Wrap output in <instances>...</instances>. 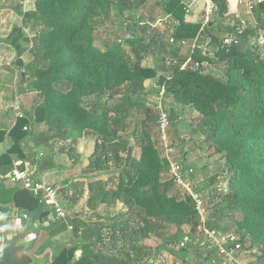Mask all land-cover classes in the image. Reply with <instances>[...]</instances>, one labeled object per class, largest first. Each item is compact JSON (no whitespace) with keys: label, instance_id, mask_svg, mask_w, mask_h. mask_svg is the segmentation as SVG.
I'll use <instances>...</instances> for the list:
<instances>
[{"label":"trees","instance_id":"obj_1","mask_svg":"<svg viewBox=\"0 0 264 264\" xmlns=\"http://www.w3.org/2000/svg\"><path fill=\"white\" fill-rule=\"evenodd\" d=\"M145 1L33 0V8L25 10L19 0L22 27L14 29L7 42L19 53L20 42L31 45L30 64L17 62L23 68L21 76L36 92V100L32 118H17L8 134L12 147L0 155V203H15L32 221L47 219L49 208L43 201L19 182L8 186L2 178L12 172L17 161L26 159L22 143L30 135L35 146L47 147V162L51 164L58 151L72 161L73 169L81 166L78 142L90 137L94 149L82 173L108 172V177L91 176L72 183L70 178L66 180L70 186L64 190L66 195L63 193L65 216L45 228L47 239L37 249L38 255L52 245L51 239L68 231L73 243L53 255L51 264H167L164 252L171 255L170 264H189L193 252L199 250L205 252V261L213 264L212 260H218L207 231L216 230L236 236L244 250L258 253L249 264H264V54L245 46L247 37L256 33L239 32V27H234L228 35L214 21L211 26L188 23L183 1L167 0L162 10L175 22L171 42L194 40L205 33L209 47H204L205 41L193 47L189 56L172 59L166 53L168 44L143 17L133 23V31L141 33V38L132 33V37L115 40L111 35L107 40H98L103 49L97 47L96 33L111 22L114 8L120 13L134 12ZM210 1L214 15L224 18L227 1ZM253 14L264 28V0L255 3ZM231 35L238 37L239 43L227 47L223 40ZM211 47L216 48L215 57L225 67L223 78L204 67ZM148 54L154 58V68L142 66ZM148 79H156L165 110L166 105H177L197 112L199 119L193 133L203 136L214 154L224 156L230 177L228 190L219 194L220 207L211 208L204 201L207 187H194L203 200L204 212L200 214L192 197L177 190L174 180L165 176L170 162L163 155L164 147L158 135L146 127V121L134 143L122 135L137 106L135 97L144 92ZM145 112L152 115L149 109ZM166 112L170 122L173 111L171 115ZM35 124L45 126V130L33 135L29 126ZM5 136L0 132V142ZM135 148L139 150L137 157ZM17 168L22 170L23 166ZM182 168V176L190 179L191 169ZM86 192L91 215L70 212ZM118 204L120 212L101 213ZM224 216L231 219V225L221 230L219 222ZM165 225L174 229L173 235H164ZM185 226H189L186 234ZM152 238L160 241L154 248L155 258L145 242Z\"/></svg>","mask_w":264,"mask_h":264},{"label":"rangeland","instance_id":"obj_2","mask_svg":"<svg viewBox=\"0 0 264 264\" xmlns=\"http://www.w3.org/2000/svg\"><path fill=\"white\" fill-rule=\"evenodd\" d=\"M236 1V0H235ZM254 5L258 0H252ZM5 4L7 5H15L19 3V0H5ZM3 5L6 7V5ZM0 5V8H1ZM25 10H29L33 8V3L32 0H27L26 5L24 6ZM2 10V9H1ZM3 11V10H2ZM0 12L1 15L5 14V12L2 13ZM232 15L234 16V19H232L233 22L229 21H224V23L219 25L220 30L223 33H228L231 31L232 28L234 27H239V32L244 31V30H253L255 31L256 35L253 37H247V42L245 43V46L247 47H252L253 49L258 50V52L263 55L264 54V28H261V23L256 20L253 10L251 12H248L247 8L244 6L243 3L238 4L237 1V6H234V10L232 12ZM237 16V17H236ZM139 17H142L140 14L135 15L134 13L129 14L127 23L128 24H123L120 20L113 22V23H107L103 27H101L100 30L97 31L96 37H97V42L96 45L100 49H103V43L101 40H107L108 37L111 35L115 37L116 39H123L124 35L128 34H134L137 38H141V33H138L133 31V23H137V19ZM229 17V16H227ZM224 17L223 19L227 18ZM17 21H19V17H15ZM131 19V20H130ZM9 20H14L13 16L9 17ZM8 20V21H9ZM12 21H9L11 23ZM19 24V23H18ZM12 27V25H11ZM154 28V27H153ZM12 28L10 29V31ZM155 30V29H154ZM8 30H0V34H8ZM28 33L31 34L32 31L28 30ZM225 35V36H228ZM111 44L112 41H109ZM123 47H126L127 50H129L128 45L125 42H122ZM29 49L31 45L25 44ZM204 47L206 45L204 44ZM215 52L216 48L211 47L210 51L207 52V61L204 64V67L207 71L212 72L216 76L223 78V74L225 71V67L220 64L216 57H215ZM21 74V73H20ZM17 79L16 75H8V79L6 81H9L10 83L13 82L14 79ZM18 78H21L18 76ZM7 94L6 96L8 98L10 97H15L16 94V89L14 87H9L6 89ZM28 96L31 98L34 96L33 90L29 88L26 93ZM137 106L133 110L132 116L129 118V126L126 134L124 137L126 139H129L132 141L131 143H134L137 138H139L142 135L143 131V122L146 121L150 130L154 132L155 134L158 135L157 140L161 147H172V151L170 154V158L172 160L176 161L180 166L183 167H189L192 171V176L188 180L190 182V185L192 184L193 187L201 189L202 187H207L205 190V194L202 195L204 198V201L209 202V207L213 208V205L218 206V203L221 199V196H219L220 192H224L225 190H228V182H229V174L227 173V168H226V163H225V158L221 154H214V148H211L209 146L208 142L204 141V137L199 135V134H194L193 132L195 131V128L198 124V119L199 116H197V112L191 108V107H184V109L175 108L174 106H169L166 105L164 106L166 110H168L169 114L171 111H173V114L170 116V134L166 133L165 135V141L162 143L161 138L159 136V126H158V113H159V107L162 104V100H160V96L158 95L157 98L155 97H148L147 94H139L137 97H135ZM165 102V100H164ZM163 106V105H162ZM181 107V106H178ZM145 109H149V111L152 113V115H149L148 112H145ZM196 112V113H195ZM87 139V138H86ZM91 139V138H89ZM93 140H86L84 144L81 146V154H82V159L84 157H89L91 155V151L93 150ZM174 145V147H173ZM36 147H40V145H37ZM47 147H42L41 149L44 152V157L45 159H48V151L46 150ZM57 154H60L58 151H55ZM91 153V154H90ZM55 155V154H54ZM80 155V154H79ZM134 155L137 157L139 155V150L138 148H135L134 150ZM163 155L166 156L165 150L163 151ZM81 158V157H80ZM69 159V158H68ZM70 160V159H69ZM71 161V160H70ZM49 163V162H47ZM52 163H53V158H52ZM65 166L69 165L66 160H64ZM72 161L70 162L71 165ZM63 164V163H62ZM82 165L83 161H81V166L77 168H72V171L70 172H60L56 171L54 174H58L59 177H57V180L52 183L53 187L56 189L58 193V202L59 205L66 211V192L64 191L65 188H62L60 185V181L62 180H67L71 177H73L75 180H88L89 177L95 176V178H102L106 179L108 176V172L97 174V175H84L82 173ZM166 177L170 178V169L168 172L165 174ZM164 176V177H165ZM57 183V184H56ZM176 188L180 192H186L184 190V186L181 185V188L175 184ZM184 187V188H183ZM186 189V188H185ZM191 190V188L189 187ZM192 191V190H191ZM65 193V195H63ZM187 193V192H186ZM78 203L69 211L73 213H79V214H84L86 216L91 215V211L86 207V200H87V193L84 194ZM121 204H118L116 207L110 208L109 210L105 211L102 210V214H116L121 211L120 209ZM9 218V211H8V217L5 219V221ZM3 219H0V222ZM25 221V220H24ZM231 225V219L224 216L221 218L219 222V226L221 230H224V228H227ZM164 235L165 236H170L174 234V229L171 226H164ZM184 233L189 232V226H185L184 228ZM216 232V231H215ZM47 233L48 231L45 230V227L43 228L39 238L37 239L35 245L33 248L30 250V253L34 256H36L38 259H46L48 260L49 263H51L52 256L57 254L61 249L64 247H69L73 243V238L71 234L67 231L64 233H61L60 235L56 236L55 238L51 239L52 240V245L46 246V250L41 254H37V249L40 247L44 246V242L47 239ZM195 236V235H194ZM197 236V235H196ZM195 236V237H196ZM203 238V237H202ZM195 242L198 240L195 238ZM146 245L152 250L151 251V256L152 258H155L153 255L154 253V248L159 244V239H148L145 241ZM79 251L77 252V254ZM193 256L190 257L191 262L189 264H208L205 261L204 255L205 252L199 250L198 252H193ZM163 261L167 262V264H170L172 262V257L169 255V253H163ZM166 255V256H165ZM258 253L255 252V250L247 253L245 262L247 264L254 262L255 259L257 258ZM78 256V255H77ZM146 257V256H145ZM144 257V258H145ZM159 259L156 257L155 262H158ZM147 260V257L146 259ZM154 261H151L150 264H153Z\"/></svg>","mask_w":264,"mask_h":264},{"label":"crops","instance_id":"obj_3","mask_svg":"<svg viewBox=\"0 0 264 264\" xmlns=\"http://www.w3.org/2000/svg\"><path fill=\"white\" fill-rule=\"evenodd\" d=\"M5 0H0V5ZM167 0H146L138 10L134 12L130 11H124L123 13H120L117 8H114L112 11V17L111 22H116L120 20L123 22V24H128L127 19L129 14L134 13L135 15L140 14L144 18V22L151 27V29H155L157 31L158 37L161 39V41L165 42L167 45V55H169L172 59L175 58V56H189L191 50L193 47H195L197 44L205 42V45L207 46V38L206 34H200L196 39L194 40H185L183 42H171V34L173 31V25L175 22L170 19V17L162 10V7ZM183 3L186 6V15L185 20L188 23L192 24H200L202 26L209 24V26L212 25V22H216L219 26L222 25L224 21L233 22L232 19H234V16L232 15V12L234 10V6H237L241 3L242 0H226L228 4V13L226 14L225 19L216 17L214 15V12L211 14H208L205 12V7L207 4L211 3L210 0H182ZM33 2V0H32ZM212 4V3H211ZM1 5L0 12H5V14L0 13V30H8L9 33L4 35L0 34V132H4L6 134L5 139L0 142V155L6 153L11 147H12V140L8 136L9 131L13 128L15 123L17 122V118L20 116H27L32 118V107L34 105V101L36 100V92L33 91L34 96L31 98L28 96L26 91L30 88V81L26 79V77L21 76V72H23V68H20L18 66V60L21 61L24 65H29L32 61V56L30 54L29 48L25 45L26 42H20L22 53H19L18 50L12 45L8 44L7 40L10 39V35L12 32H14V29L22 27V16L19 13L21 10V7L19 3L15 5H6L4 7ZM2 9V10H1ZM13 16L14 20H9V17ZM19 17V21L15 17ZM237 17V16H236ZM12 21L9 23V21ZM131 20V19H130ZM19 23V24H18ZM12 25V27H11ZM154 27V28H153ZM12 30L10 31V29ZM136 33V32H135ZM139 33V32H138ZM131 34V33H130ZM124 35L125 38L132 37V34L130 35ZM209 47V45H208ZM210 50V48H209ZM208 50V51H209ZM207 51V49H206ZM143 67H150L154 68L156 66V63L154 61V58L151 54H148L146 58L142 61ZM16 75L17 79L15 78L13 82L6 81L8 79V75ZM20 76L21 78H18ZM9 87H14L16 89L15 97L8 98L6 96L7 91L6 89ZM31 89V88H30ZM144 94H147L148 97H158V92H160L159 86L157 85L156 79H148L144 82ZM174 106V105H173ZM175 108L184 109V107H178L177 105L174 106ZM194 111V110H193ZM196 113V112H195ZM197 114V113H196ZM197 116H199L197 114ZM31 133L33 135H38L39 133L43 132L45 130V126L41 124H35L33 126H29ZM90 138V137H89ZM87 138L88 140H91ZM31 135L28 139L24 140L22 143L24 154L26 155V159L24 162L17 161L18 165L23 166V169H27L35 179L43 181L45 183H48L52 185L55 180H57V177H59L56 171L60 172H70L72 163L70 165V160L68 157L64 154H57L53 156V163H47L46 159L44 157V152L41 149L42 146L36 147L34 142H31ZM87 139L80 140L76 146L78 154L81 156V161H83L82 168H85L88 164V158L84 157L85 160L82 158L81 154V146L84 144V142ZM94 142V139H92ZM94 149V144H93ZM93 153V150L91 151ZM90 153V154H91ZM16 155L14 156V158ZM38 160L39 162H43L42 165L35 164L34 161ZM64 160L69 163V165L65 166ZM63 163V164H62ZM15 168V167H14ZM7 174L5 178H2V181H4L8 186H14L17 182H15L12 179V173ZM75 180L73 178H70L69 183H72V181ZM66 180L60 181L58 185H60L62 188H66L67 186H70L65 184ZM57 184V183H56ZM53 186V185H52ZM87 193V192H86ZM85 193V194H86ZM88 195V193H87ZM85 196V195H84ZM8 213V212H7ZM1 219V218H0ZM2 223L5 222V220H1ZM166 253V252H165ZM79 256V253L77 254ZM170 255V254H169ZM164 256V255H163ZM166 256V255H165ZM216 264H223L220 260Z\"/></svg>","mask_w":264,"mask_h":264},{"label":"built area","instance_id":"obj_4","mask_svg":"<svg viewBox=\"0 0 264 264\" xmlns=\"http://www.w3.org/2000/svg\"><path fill=\"white\" fill-rule=\"evenodd\" d=\"M23 6L26 5L27 0H20ZM241 3L247 8L248 12H251L254 7L252 0H242ZM214 10V5L209 3L205 7V12L211 14ZM225 46L230 47L232 45L239 43V38L231 35L223 40ZM189 60L183 64L182 67H185ZM195 66H198L196 63ZM161 100V96H160ZM22 117V116H20ZM158 126L160 131V138L162 143L165 141V134L169 128V118L166 110L161 106L159 107L158 114ZM28 127H24V130H27ZM165 144V143H164ZM163 144V146H164ZM166 157L170 162V178L174 180L175 184L181 188V185L184 186V190L189 194L195 202V208L199 211L200 214L204 212V205L201 196L195 191L193 185H190L188 177L182 176L183 168L176 161L170 158L172 147H164ZM18 163H15V168L12 173V179L15 182H19L21 186L31 192L35 197H38L45 205L49 208V214L47 219H43L45 223H48L51 226L53 223L57 222L59 219L64 218L65 210L59 205L58 202V193L56 189L43 181L37 180L33 177L27 169L17 168ZM191 188V190L189 189ZM8 213L0 210V218L6 219ZM25 219H23L24 221ZM207 231L209 238L211 239V246L216 251L217 260H220L223 264H247L245 258L247 253L251 252L249 250H244L240 242L237 241L236 236L227 235L220 232ZM184 244L181 243V246ZM212 263L215 264L216 261L212 260Z\"/></svg>","mask_w":264,"mask_h":264},{"label":"water","instance_id":"obj_5","mask_svg":"<svg viewBox=\"0 0 264 264\" xmlns=\"http://www.w3.org/2000/svg\"><path fill=\"white\" fill-rule=\"evenodd\" d=\"M0 208L9 211V218L0 224V264H51L30 253L43 228L49 224L43 219L32 221L15 203H0Z\"/></svg>","mask_w":264,"mask_h":264}]
</instances>
